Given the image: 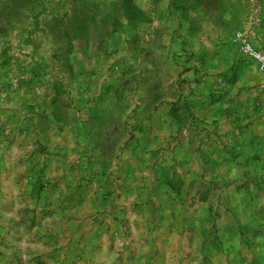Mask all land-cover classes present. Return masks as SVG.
<instances>
[{"label":"rangeland","instance_id":"obj_1","mask_svg":"<svg viewBox=\"0 0 264 264\" xmlns=\"http://www.w3.org/2000/svg\"><path fill=\"white\" fill-rule=\"evenodd\" d=\"M114 1L0 0V264H264V0Z\"/></svg>","mask_w":264,"mask_h":264},{"label":"trees","instance_id":"obj_2","mask_svg":"<svg viewBox=\"0 0 264 264\" xmlns=\"http://www.w3.org/2000/svg\"><path fill=\"white\" fill-rule=\"evenodd\" d=\"M153 5H156L160 0H151ZM176 1L173 0L171 6H176ZM22 0H11V3L15 10H18L22 5ZM188 4V0H180L175 7V10H179L180 6ZM98 4L88 5L84 4L77 10H74L73 17L74 25H70L71 30L67 34V40H75L76 38H84L87 34V29L90 24H99L102 27L112 26V33L117 32L123 25L127 24L132 29L137 26L149 24V14L137 4V0H115L109 6V12L107 14H101ZM179 6V7H178ZM22 8V7H21ZM182 14V20L190 23V20ZM82 24L83 29L75 28L76 23ZM99 50L105 51L104 44L100 45Z\"/></svg>","mask_w":264,"mask_h":264},{"label":"built area","instance_id":"obj_3","mask_svg":"<svg viewBox=\"0 0 264 264\" xmlns=\"http://www.w3.org/2000/svg\"><path fill=\"white\" fill-rule=\"evenodd\" d=\"M247 51L249 52L250 55H252L253 57H255L261 64L262 68H264V57L255 53L254 51H252L251 49H247Z\"/></svg>","mask_w":264,"mask_h":264}]
</instances>
